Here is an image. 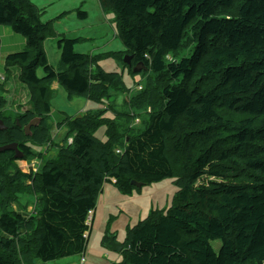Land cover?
Here are the masks:
<instances>
[{"label": "trees", "instance_id": "trees-1", "mask_svg": "<svg viewBox=\"0 0 264 264\" xmlns=\"http://www.w3.org/2000/svg\"><path fill=\"white\" fill-rule=\"evenodd\" d=\"M98 3L114 15L125 50L80 54V39L57 37L54 69L44 42L66 13L42 22L30 0H0V26L25 39L5 58L0 87L16 67L29 91V108L11 116L0 97V148L16 146L0 153V264L83 255L87 219L105 184L114 180L128 196L141 190L132 181L145 187L166 179L176 188L170 207L150 209L126 228L117 264H264V0ZM77 16L86 18L80 9ZM110 57L139 76L135 94L122 75L100 67ZM55 82L69 100L104 104L66 117L60 143L51 136ZM102 127L106 142L95 136ZM44 146L56 150L54 158L32 149ZM33 159L36 173H23L18 162ZM22 195L34 198L26 216Z\"/></svg>", "mask_w": 264, "mask_h": 264}, {"label": "crops", "instance_id": "crops-1", "mask_svg": "<svg viewBox=\"0 0 264 264\" xmlns=\"http://www.w3.org/2000/svg\"><path fill=\"white\" fill-rule=\"evenodd\" d=\"M30 1L32 2L33 5H35L38 9L41 10V12L43 14V16H41L42 22H47L48 20L56 19L61 14L66 13L59 20H56V22L54 24L55 37L49 38V39L45 40V42H44V51H45L47 60H48L50 65H53V67L54 66L56 67L59 63V60H60V52L57 48V40L59 37H65V36H63L64 34H72L75 36H71L70 39H77L78 38L81 40V42L86 40V39L80 37L81 36V32H80V28H79L80 23H77L74 26L67 23V21L72 18L74 13L77 16V10L78 9H80V11H82L86 14V18H83V19H81L80 17L77 16L80 20H85V19L88 20L90 15L92 13H95L97 18L100 21H102V23L106 22L107 24H110L111 30H114L113 29V25H114V21H115L114 15L113 14H107V15L104 14L102 12L100 6H99L98 0H30ZM87 3H90V6H89V4L87 5ZM84 5H86V8H85L86 12L82 10L83 9L82 7ZM73 10H74V13H71V12H70V14L68 13L69 11H73ZM114 27L116 30V26H114ZM99 32H100V30H98V33ZM88 33H97V32L91 29L90 31H88ZM113 36H116L115 31H113ZM54 39H56V42L53 41ZM112 43L113 42H110V43L108 42L106 44H103V46H102V47H104L103 52H99L98 54L107 53V52H121V51L123 52L125 50L121 41H120V43L115 45V47H117V49L108 48L112 45ZM24 48H25V39L21 35L15 34L11 30L0 26V74L1 75L5 74L4 60L7 57V55L20 52ZM74 49L76 52L78 51L77 53H80V54L97 55V54H95L94 51L92 52L91 46H89L87 44L80 45L77 43L74 46ZM49 51L51 52V56L49 55ZM106 60H113L117 64V66L122 69V73L126 70L119 63L120 61H118L117 59L110 57V58H106L105 60H102V61H106ZM102 61L99 62V65ZM100 67H101V65H100ZM10 70H12V69H10ZM9 73H10V71L8 72V74ZM107 73H114V72H107ZM36 74H37L38 78L44 77V72L41 69L40 70L37 69ZM117 74H119V73H117ZM17 77H18V75H17ZM122 79H123V76H122ZM137 82H135L134 84H136ZM59 87H61V86H59L56 82L53 83L51 86V88L54 90V93L59 90ZM135 88H136V86H135ZM0 90L7 91L6 89H4V87L2 89L0 87ZM62 98H64V95H62ZM126 98H127V95H124V97L120 103V106H122V104L126 100ZM52 101H53V99L51 100V108H52ZM7 106H8V101H7ZM13 106H15L17 108L16 111L13 113H18V112L22 113L29 108V91H28V89H27V101L25 100L24 102H20V103L14 102ZM88 111H93V110H88ZM66 117H71V116H66ZM65 118H63L60 122H56V123H54L50 118V122L52 124L51 136H52L53 143H58V142L60 143L61 140L63 139L64 135L67 132V130H66L65 134L62 136L60 134L62 129L59 130L60 127H62V126L65 127L64 124H61L65 120ZM106 118H108V117H106ZM100 129L104 130L103 135L105 137L106 129L104 127L100 128ZM100 141L106 142L107 139L105 137L104 141H102V140H100ZM32 149L34 151H36L37 153H43V150L42 149L40 150V148H38V147H32ZM52 150H55V149L49 148L48 153ZM55 153H56V150H55ZM45 154H44V156H45ZM36 164L38 165V168H39L40 160L33 159L31 161L29 160L28 162H26V161L18 162V166H19L20 170L26 174H28L30 172V169L32 168V166H34ZM25 167H26L27 171L24 169ZM113 184H114V182L112 181V183H107L103 186V190H102V192L99 195L98 200H97V205H96L95 209L89 213V216L87 219V225L89 227V231L87 233V236L89 237L88 243H89L90 239L93 237V249H92V247H89L87 245V249H86L84 255L85 254L92 255L93 259L91 260V264H117L121 261L120 252L109 251L104 246V244L108 243V237H112L114 239L115 243H117L118 245H122L123 240H124V238L122 240H119L117 238L116 234H114V232L110 233V227H109V224L106 222V219H107V217H112V214H114V213H116L119 217L121 215H124L125 213H127V208L124 205V202L127 199L133 200V196L127 197V196L122 195ZM151 191H153V193H149ZM139 192H133L132 194L139 193ZM145 192L147 193V195L148 194H150V196L153 195L154 201L156 204L149 202V206L146 207L147 201H148L146 199L147 198L146 195H144V196H142V194L136 195L137 197H139L140 200H142L144 202L143 203L140 200L136 201V203L140 204L143 208V209L138 208V212L135 216L138 219L145 218V216H147V214H148L149 209L150 208L153 209V205H156V206L160 205L159 204L160 199L158 197L159 190L157 189V187L150 189L149 191H145ZM19 198L26 199V200H22V201H21V199H19L20 205L22 207L25 206L27 209L26 211L28 213H30V214L33 213L32 210L34 209V198L32 196H29V195H22ZM118 202H120V203H118ZM25 203H28V205H26ZM120 206H121V208H119ZM89 218H90V221H89ZM103 221H104V224H102ZM139 221H141V220H139ZM104 237H106V239H107L106 242H103Z\"/></svg>", "mask_w": 264, "mask_h": 264}, {"label": "rangeland", "instance_id": "rangeland-1", "mask_svg": "<svg viewBox=\"0 0 264 264\" xmlns=\"http://www.w3.org/2000/svg\"><path fill=\"white\" fill-rule=\"evenodd\" d=\"M88 4L90 6V3H87V5ZM82 8L81 9L83 11H85L86 5H84ZM70 12L74 13V10L69 11L68 13L70 14ZM41 16H43V14ZM67 23L71 24L72 26H74L77 23H80V27H79L80 32H81L80 37L84 38L86 40L79 42L78 44H80V45L87 44V45L91 46V50H92V52L94 51L95 54H98L99 52H103V48H104V47H102L103 44H106L108 42L109 43L113 42L112 45L108 48L117 49V47H115V45L120 43L118 38L116 36H113V31H115L114 25L112 24L114 30H111L110 24H107L106 22L102 23V21H100L97 18L95 13H92L88 20H86V19L80 20L76 16V14L74 13L72 18L69 19L67 21ZM91 29L96 31L97 33H88V31H90ZM98 30H100L99 33H98ZM63 36H65V38L70 39L71 36H75V35L64 34ZM53 41L56 42V39H54ZM49 55L51 56L50 51H49ZM168 59H171V57H168ZM100 65L106 72H114V73H119V74L121 73L123 76V81L125 82L126 86L131 89V94L132 93L135 94L136 84H134V83L139 80V76L129 75L126 70L122 73V69L120 67H118L117 64L113 60L102 61L100 63ZM51 66L53 67V65H51ZM56 67L54 66L53 68L55 69ZM40 69L41 68H39V70ZM18 73H19L18 68H16V67L12 68L10 75L8 77V80L4 84V89H6L7 91H1L0 90V96L5 97L8 101V106L4 109L5 115L11 116V115L15 114L13 112H15L17 108L15 106H13L14 102L20 103V102H24L25 100L27 101V88L24 84L20 83L17 80ZM1 78L4 79V75H1ZM64 91L65 90H63L61 87H59V90L56 91L54 94V98L52 101V112L50 115V118L54 123L60 122L66 116H71V117L79 116V115L84 114L88 110L99 111L100 109L104 108V104H97V103H94L91 101H87L84 98H80V97H74L71 100H69L68 97L66 96L67 95L66 91L65 92ZM62 95H64V98H62ZM123 97L124 96H121V97H118L116 99V105L118 107L120 106V103H121ZM106 103H108V102H106ZM104 117L111 118V117H113V115H112V113L107 112V113H105ZM59 130H61L60 134L63 136L67 129L64 126H62V127H60ZM103 133H104V130L99 129L95 135L97 138L104 141L105 137H104ZM54 157H55V150H52L49 153L47 152V154H45L44 160L46 161V160L54 158ZM24 169L26 170V167ZM156 187L159 190L158 197L160 199V203H159L160 205H157V206L153 205V210L155 208H159V210L168 209L171 205L172 197L176 191V188L173 185L172 179H166V180H163L159 183L152 184L151 186H145L141 189V191L139 193L128 195L127 197L133 196V200L127 199L124 202V205L127 208V213H125L124 215H121L120 217L116 213H114V214H112V217H107V219H106V222L109 224V227H110V233L114 232V234H116L117 238L119 240H122L125 237L124 234H125V230L127 227H132V226L136 225V223L139 220H143L144 219L143 217H142L143 219H138L137 217H135L137 212H138V208L143 209L140 204L136 203L137 200H140L139 197H137L136 195H141V194H142V196L146 195V197H147L146 199L148 200L146 207L149 206V202L156 204L154 201L153 195L152 196H150V194L147 195V193L145 192V191H149L150 189H153ZM149 193H153V191H151ZM19 199H21V198H19ZM22 200H26V199H21V201ZM140 201L143 202L142 200H140ZM118 203H120V202H118ZM25 204L28 205V203H25ZM20 207H22V206H20ZM15 208L17 209V206H15ZM119 208H121V206ZM26 210L23 211L25 216L30 214ZM20 212H22V211H20ZM102 224H104V221ZM88 246L92 247V249H93V237L90 239ZM212 246H213V249L217 252L220 248V242L214 241V242H212ZM92 259H93L92 255H88V254L84 255L83 254V255L65 257V258H61V259H58L55 261H50L47 263L37 262L36 264H91Z\"/></svg>", "mask_w": 264, "mask_h": 264}, {"label": "water", "instance_id": "water-1", "mask_svg": "<svg viewBox=\"0 0 264 264\" xmlns=\"http://www.w3.org/2000/svg\"><path fill=\"white\" fill-rule=\"evenodd\" d=\"M123 61L126 63V64H129V59L127 56H125L123 58ZM34 124H36V120L32 121L27 127H25V132L27 134H29V128L30 126H33ZM5 129V126L2 122V120L0 119V131L1 130H4ZM6 150H13V151H16V146H13V145H9V146H5V147H2L0 148V153L1 152H4ZM105 248L108 249L109 251H113V252H120L122 250V245H118L117 243H115L114 239L111 238L110 239V242L108 244L105 245Z\"/></svg>", "mask_w": 264, "mask_h": 264}, {"label": "bare ground", "instance_id": "bare-ground-1", "mask_svg": "<svg viewBox=\"0 0 264 264\" xmlns=\"http://www.w3.org/2000/svg\"><path fill=\"white\" fill-rule=\"evenodd\" d=\"M118 153H119V151H118ZM111 180V179H110ZM113 182H115L114 180H113ZM132 185L134 186V187H136L137 189H141L142 187H143V185L141 184V183H138V182H136V181H132ZM89 221H90V218H89ZM89 223V222H88ZM112 237H108V243L110 242V239H111ZM108 243H106V244H108ZM106 244H104V246L106 245Z\"/></svg>", "mask_w": 264, "mask_h": 264}, {"label": "flooded vegetation", "instance_id": "flooded-vegetation-1", "mask_svg": "<svg viewBox=\"0 0 264 264\" xmlns=\"http://www.w3.org/2000/svg\"><path fill=\"white\" fill-rule=\"evenodd\" d=\"M38 148H40V150L42 149V150H43V153L46 152V150H47V146H44V147H38Z\"/></svg>", "mask_w": 264, "mask_h": 264}, {"label": "built area", "instance_id": "built-area-1", "mask_svg": "<svg viewBox=\"0 0 264 264\" xmlns=\"http://www.w3.org/2000/svg\"><path fill=\"white\" fill-rule=\"evenodd\" d=\"M2 80H3V78L0 77V81H2Z\"/></svg>", "mask_w": 264, "mask_h": 264}]
</instances>
